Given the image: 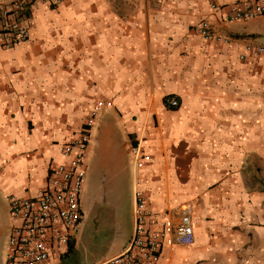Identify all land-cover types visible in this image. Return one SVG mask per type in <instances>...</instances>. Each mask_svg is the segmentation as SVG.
<instances>
[{"label": "crops", "instance_id": "0c3cea01", "mask_svg": "<svg viewBox=\"0 0 264 264\" xmlns=\"http://www.w3.org/2000/svg\"><path fill=\"white\" fill-rule=\"evenodd\" d=\"M239 1L246 0L32 6L29 39L0 44V264L13 224L9 197L48 187L67 160L65 144L98 101L112 105L100 111L87 150L73 250L54 249L46 264L76 255L96 190L90 162L103 148L111 173L127 172L129 160L133 226L128 240L97 263L130 243L141 190L153 213L148 230H159L166 214L177 222L173 211L181 207L194 225V243L164 245L158 264H264V55L240 58L246 44L264 45V17L225 21ZM203 19L233 41L205 40ZM172 96L176 108L166 105ZM139 143L151 160L138 168L132 150Z\"/></svg>", "mask_w": 264, "mask_h": 264}, {"label": "built area", "instance_id": "2783aa9c", "mask_svg": "<svg viewBox=\"0 0 264 264\" xmlns=\"http://www.w3.org/2000/svg\"><path fill=\"white\" fill-rule=\"evenodd\" d=\"M36 2L57 7L64 0H13L0 3V44L12 48L30 37L28 13ZM214 9H219L213 4ZM264 17V0L239 1L224 15L225 21H245ZM199 34L207 41L231 42L232 38L214 30L209 19L199 24ZM264 55V45L248 43L240 58L247 60ZM110 101H98L91 108L80 134L68 141L63 150L67 159L58 164L47 188L31 197L11 195L9 206L12 228L8 240L6 264H46L54 249L68 253L71 237L83 218L81 192L87 174V150L93 137L100 111L111 106ZM171 108L179 106L172 96L166 99ZM135 167H142L151 156L140 143L132 150ZM177 222L166 214L157 231L148 230L147 219L153 216L141 190L135 192L133 237L124 251L97 264H158L164 245H191L195 241L194 225L189 208L173 211Z\"/></svg>", "mask_w": 264, "mask_h": 264}, {"label": "rangeland", "instance_id": "374dc122", "mask_svg": "<svg viewBox=\"0 0 264 264\" xmlns=\"http://www.w3.org/2000/svg\"><path fill=\"white\" fill-rule=\"evenodd\" d=\"M103 154L104 148L99 161L90 162V176L96 189L94 201L87 213L86 227L76 255L67 258L66 264H96L131 235L133 218L129 160H126L127 172L111 173L104 166Z\"/></svg>", "mask_w": 264, "mask_h": 264}, {"label": "trees", "instance_id": "16d2710c", "mask_svg": "<svg viewBox=\"0 0 264 264\" xmlns=\"http://www.w3.org/2000/svg\"><path fill=\"white\" fill-rule=\"evenodd\" d=\"M71 250H73V246H72V245L70 246V251H71Z\"/></svg>", "mask_w": 264, "mask_h": 264}]
</instances>
